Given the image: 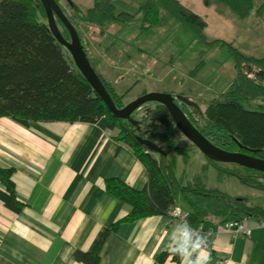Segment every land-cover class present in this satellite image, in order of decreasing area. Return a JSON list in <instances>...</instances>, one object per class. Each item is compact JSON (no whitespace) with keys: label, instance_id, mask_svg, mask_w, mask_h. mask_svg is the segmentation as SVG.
I'll use <instances>...</instances> for the list:
<instances>
[{"label":"trees","instance_id":"trees-1","mask_svg":"<svg viewBox=\"0 0 264 264\" xmlns=\"http://www.w3.org/2000/svg\"><path fill=\"white\" fill-rule=\"evenodd\" d=\"M69 3L77 8L72 0ZM203 3L206 6L222 3L242 18L247 17L253 8V0H203ZM160 6L179 25L188 27L206 41V21L179 0H145L137 13L117 12L113 0H94L93 6L86 10L85 18L91 26L104 32L109 22L126 23L139 13L141 30L149 31L162 22ZM56 20L63 35L69 39L62 21L58 17ZM72 23L76 27V22ZM82 43L88 54L86 43L83 40ZM213 43L230 48L236 69L232 87L209 101L201 116L186 110L185 105L180 106L214 145L264 158V111L248 109L243 104L244 101L264 103V85L251 79L245 71L253 72L252 64L258 65L260 70H254L255 74L264 79V58L245 56L232 43L223 40L208 44ZM192 73L195 74L196 70ZM98 75L116 106L123 108L127 104L126 95L120 94L106 78ZM142 107L140 118L132 116L134 122L120 119L110 111L78 69L71 53L51 32L41 0H0V117H11L24 125L39 121L96 123L106 117L110 129L117 131L114 138L130 147L148 174V184L143 189L131 187L118 178L106 180V190L131 208L127 215L99 233L89 251L76 252V258L86 264L99 263L105 240L121 224L167 214L179 195L190 207L188 222L194 228H204L203 224H223L234 218L264 219V207L251 205L243 197H232L218 189L207 188L200 178L187 183L178 179L176 157H169L167 150L173 148L188 160V149L177 145V128L172 116L163 104L157 102ZM148 140L163 152L151 151L146 143ZM245 170L246 173H228L236 175L242 183L264 191V173ZM13 173V168L0 167V181L5 188L0 189V198L10 209L21 212L25 205L16 196ZM196 247H175L159 253L156 259L160 263L168 258L180 262Z\"/></svg>","mask_w":264,"mask_h":264},{"label":"crops","instance_id":"crops-1","mask_svg":"<svg viewBox=\"0 0 264 264\" xmlns=\"http://www.w3.org/2000/svg\"><path fill=\"white\" fill-rule=\"evenodd\" d=\"M179 1L204 18L205 35L210 15L215 20H220L219 15L228 16V23L240 20L237 22L250 50L241 53L264 58V48L253 44L264 23V2L256 5L253 0L250 14L242 18L222 3L211 6L203 3L198 12L187 0ZM252 17L255 21L249 23ZM140 26L138 32H145ZM147 41L142 38L134 45L145 59L152 60ZM89 42L88 55L91 54L89 58L97 66L92 65L95 69L101 67L100 72L96 71L120 94L126 95V102L147 92L162 91V88L142 86L131 94L141 84L139 78L129 88H120L117 75L129 67L107 62V49L98 46L97 40L89 39ZM142 70L135 67L131 71L143 76ZM173 91L185 95L180 90ZM216 97L201 99V109L205 111L208 102ZM116 133L110 129L106 117L96 123L39 121L29 125L11 117H0V167L14 169L16 196L25 205L21 212H15L0 198V264H86L76 258V252L89 251L99 233L127 215L131 208L106 190V180L118 178L136 189L148 184L144 164L130 147L114 138ZM0 189L5 190L1 181ZM179 196L175 205L189 213L188 203ZM246 224L252 227L251 235L236 238L222 224H203L204 229L215 231L210 247L191 249L180 262L168 258L160 263L156 259L159 253L194 246L182 223L168 213L126 222L108 235L98 264H195L198 259L204 264H264V227H254L252 218Z\"/></svg>","mask_w":264,"mask_h":264},{"label":"rangeland","instance_id":"rangeland-1","mask_svg":"<svg viewBox=\"0 0 264 264\" xmlns=\"http://www.w3.org/2000/svg\"><path fill=\"white\" fill-rule=\"evenodd\" d=\"M72 1L77 8H74L69 0H58L64 13L76 22L79 35L86 46H89V39L97 40L98 46L102 45V49H107V62L122 63L121 67H129L117 75L120 77L117 81L120 88H129L134 80L139 78L141 84L137 85L131 94L136 93L142 86L162 88L160 89L162 91L155 92L171 91L176 96H180L181 93L175 94L173 90H180L185 94L182 96L193 104H184L176 97L178 104L185 105L186 110L195 111L200 116L204 111L201 109L200 100H210L220 92L229 89L236 75L235 62L229 46L208 43L221 39L232 42L240 51L250 52L246 46L245 40L247 39L242 35L241 26L237 22L240 20H231L228 23V16L223 18V15H219L217 18L220 20H215V16L210 15L206 41L199 38L188 27L179 25L161 6L162 22L151 30L138 32L141 24V14L138 13L126 23L109 22L104 29L106 33L103 35L99 34L101 28L91 26L85 18V12L93 6L94 0ZM113 2L117 12L137 13L145 0H113ZM186 2L194 6L198 12H201L199 7H204L202 0H187ZM263 2L264 0H255L256 5ZM254 21V17L248 20L249 23ZM257 33L258 39L253 41V44L260 49L264 48V23ZM142 38L148 39L146 47L151 50L152 60L151 58L145 59L144 54L136 51L137 47L134 43ZM89 56L91 57V54ZM148 60H151L149 65ZM95 63V61L92 62L97 66ZM252 65L254 68H259L258 65ZM135 67L143 69L144 75L140 76L131 71ZM96 70L100 72L101 67H96ZM195 70L196 73H192ZM182 78L184 80L181 81ZM243 104L248 109L264 111L263 102L244 101ZM143 109L144 107L140 108L133 115L140 118ZM175 140L178 146L188 149V160L183 154L176 153L173 148L167 150L169 157H176L175 173L178 179L187 183L200 178L207 188L218 189L232 197H243L251 205L264 207L263 190L248 186L242 183L236 175L228 173V171L246 173L244 167L210 159L178 129H176ZM156 155L159 157L158 154Z\"/></svg>","mask_w":264,"mask_h":264},{"label":"water","instance_id":"water-1","mask_svg":"<svg viewBox=\"0 0 264 264\" xmlns=\"http://www.w3.org/2000/svg\"><path fill=\"white\" fill-rule=\"evenodd\" d=\"M46 10L48 24L55 38L71 53L78 69L92 84L94 90L102 97L110 111L118 118L134 122L133 114L150 102L163 104L170 112L176 128L180 130L201 152L214 161L233 163L247 169L264 173V158L257 157L241 151H227L214 145L196 126L190 121L185 111L176 101V97L186 104H193L183 96H176L167 92H147L138 98L128 102L123 108H118L92 65L83 46L81 37L75 25L64 13L57 0H41ZM59 18L69 32L67 39L59 28L56 18ZM148 148L157 153L163 150L152 141H146Z\"/></svg>","mask_w":264,"mask_h":264},{"label":"built area","instance_id":"built-area-1","mask_svg":"<svg viewBox=\"0 0 264 264\" xmlns=\"http://www.w3.org/2000/svg\"><path fill=\"white\" fill-rule=\"evenodd\" d=\"M254 70L258 71L260 68H254ZM254 70L253 72H248L247 70L245 71L251 79H254L264 85V79H259ZM168 214L170 217L177 219L182 223L191 244L196 245L198 248H208L213 236L215 235V231L213 229H204L202 227L194 228L190 226L188 222V212L182 210L179 206L175 205L171 210H169ZM246 220H248V218L230 219L224 222L222 227L235 238L241 235L250 236L252 227L246 224ZM253 226L256 228L264 227V219L254 220Z\"/></svg>","mask_w":264,"mask_h":264},{"label":"clouds","instance_id":"clouds-1","mask_svg":"<svg viewBox=\"0 0 264 264\" xmlns=\"http://www.w3.org/2000/svg\"><path fill=\"white\" fill-rule=\"evenodd\" d=\"M195 264H204V262L202 261V260H197L196 262H195Z\"/></svg>","mask_w":264,"mask_h":264}]
</instances>
